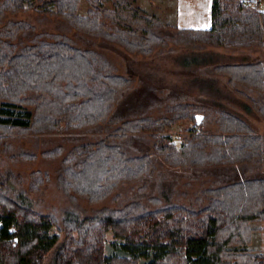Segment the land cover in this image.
Here are the masks:
<instances>
[{"label": "trees", "instance_id": "16d2710c", "mask_svg": "<svg viewBox=\"0 0 264 264\" xmlns=\"http://www.w3.org/2000/svg\"><path fill=\"white\" fill-rule=\"evenodd\" d=\"M27 10L62 18L89 36V44L77 45L56 32H36L24 41L32 25L6 16ZM166 25L134 0H0L2 151L11 149L13 130L88 131L110 119L117 93L131 79L117 72L91 39L148 55L167 41L161 34ZM174 31L179 36H171L174 42L264 50V10L241 0H212L209 28L174 26ZM211 70L226 76L245 111L264 120V58L218 62ZM186 119L192 126L176 145L164 131ZM114 120L112 130L71 145L61 156L53 182L69 199L59 209L60 218L39 207L46 175L30 173L25 188L19 173L0 167V264H41L61 233L51 264H140L141 258L148 259L144 264H264V252L247 248L250 222L264 221L263 133L237 112L208 101L168 103L158 116L116 113ZM139 134L148 135L151 147L130 153L125 142ZM62 150L57 145L43 154L58 156ZM32 157L17 151L8 159ZM156 160L171 168L216 169V183L179 200L186 192L174 197V180L153 175ZM138 178L144 186L124 203L116 198V205L92 212L77 203L78 198L100 202L119 183ZM51 227L56 233H49ZM108 230L122 241L124 254L104 253Z\"/></svg>", "mask_w": 264, "mask_h": 264}, {"label": "rangeland", "instance_id": "374dc122", "mask_svg": "<svg viewBox=\"0 0 264 264\" xmlns=\"http://www.w3.org/2000/svg\"><path fill=\"white\" fill-rule=\"evenodd\" d=\"M135 1V0H134ZM252 2L253 0H246ZM135 4L138 5L135 1ZM86 8L85 2H81L79 13L84 14ZM144 10V9H143ZM264 10V9H262ZM146 11V10H145ZM147 12V11H146ZM149 13V12H147ZM8 18L23 19L30 23L33 29L29 35H23L24 41L36 32L45 33H63L68 36L77 45H88L84 33L71 27L65 20L58 16L43 14L32 10L7 14ZM160 21V20H159ZM164 24V23H163ZM166 36L167 41L164 44L156 45L148 55L138 52H130L116 42L92 38L91 46L104 51L117 72L128 75L131 82L128 87L117 93L116 99L111 106L109 115L99 126H94L91 130L83 129L77 132L67 133H42L37 134L26 130H13L10 138V147L7 151H2L0 147V167L9 166L15 173L22 177V186L26 185L31 178L32 172L39 171V174L46 175L41 185L43 203L39 206L43 211L54 210L57 218H60L61 207L69 199L67 195L59 189L53 182L55 169L58 167L60 158L66 150L79 141L96 139L112 130L117 122L114 120L115 114H128V117L149 114L158 116L163 112L164 106L172 102L181 101H208L217 102L240 114L248 120L256 132L264 134V120L260 118L253 110L246 109L237 102L238 96L227 87L225 83L226 76L214 73L212 66L218 62H239L254 61L264 58V50L261 48H234L223 46H193L190 42L181 43L182 40H169L171 36L175 37L173 25H166L161 31ZM179 37L178 35H176ZM240 99V98H239ZM242 102L243 100L240 99ZM200 115H196V121H199ZM192 126L189 120H181L165 129V133L172 137L176 145L179 143V136ZM85 131V132H84ZM129 144L130 153H140L144 149H150L151 140L147 134H139L137 137L128 139L125 142ZM63 146L62 153L58 156H45L43 151L54 146ZM17 151H27L34 154L30 160L18 159L10 161L8 156L15 155ZM213 175H212V173ZM38 173V172H37ZM161 175L170 177L175 181L173 187V196L176 197L180 192L186 193L177 197L179 200H186L188 196L192 197L194 190L202 186L216 183V169L212 170H189L167 167L156 160V169L154 176ZM145 181L141 178L129 182L119 183L110 195L100 202L90 203L84 198H78L77 203L88 212L94 208L102 206H114L117 202L124 203L131 194L140 190ZM149 188V187H148ZM148 190V189H147ZM154 194L156 189L151 190ZM37 196V194H36ZM55 206V207H54ZM53 208V209H52ZM252 232H257L260 238L254 241H262L264 223L261 221L250 222ZM49 233H56V229L51 227ZM250 241L247 248L254 252H264L263 249L252 247ZM63 234H60L56 245L45 254L41 264H51L55 248L60 243ZM104 253L124 254L120 248L122 242L119 238L108 230L104 233ZM251 244V245H250ZM148 259L141 258L140 264H144Z\"/></svg>", "mask_w": 264, "mask_h": 264}, {"label": "crops", "instance_id": "0c3cea01", "mask_svg": "<svg viewBox=\"0 0 264 264\" xmlns=\"http://www.w3.org/2000/svg\"><path fill=\"white\" fill-rule=\"evenodd\" d=\"M139 7L154 14L162 23L178 28L206 29L211 25L212 0H135ZM261 9H264L262 0ZM253 222V221H252ZM251 222V223H252ZM264 223V221H261ZM262 241L257 232H252V247L264 251V231ZM251 245V244H250Z\"/></svg>", "mask_w": 264, "mask_h": 264}, {"label": "built area", "instance_id": "2783aa9c", "mask_svg": "<svg viewBox=\"0 0 264 264\" xmlns=\"http://www.w3.org/2000/svg\"><path fill=\"white\" fill-rule=\"evenodd\" d=\"M241 1L244 2V3H250V2H247L246 0H241ZM251 4H252L255 8H257V9H261L262 0H253V1L251 2Z\"/></svg>", "mask_w": 264, "mask_h": 264}]
</instances>
